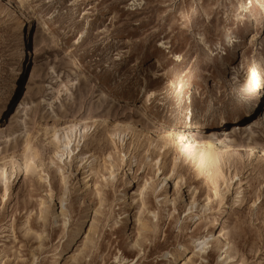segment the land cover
<instances>
[{
  "label": "rangeland",
  "instance_id": "1",
  "mask_svg": "<svg viewBox=\"0 0 264 264\" xmlns=\"http://www.w3.org/2000/svg\"><path fill=\"white\" fill-rule=\"evenodd\" d=\"M26 2L44 34L30 55L24 27L38 72L0 112V264H264V91L244 101L264 68V0ZM15 4L0 0V101ZM227 97L215 128L205 108ZM72 125L68 153L53 132ZM213 127L234 147L223 162H173L151 133L200 141Z\"/></svg>",
  "mask_w": 264,
  "mask_h": 264
},
{
  "label": "bare ground",
  "instance_id": "2",
  "mask_svg": "<svg viewBox=\"0 0 264 264\" xmlns=\"http://www.w3.org/2000/svg\"><path fill=\"white\" fill-rule=\"evenodd\" d=\"M26 3H27L26 0H16V4H15L16 15H18V18L16 19V28H17L16 30L21 34V42H20L19 48L17 49L18 53H17L16 67L13 69L10 82H8L4 87L3 97L0 101V112L3 109H7V106L11 103L12 93L17 92L19 82L21 81L20 79H22L23 73H25V77H23L24 79L21 84V90L27 91L30 89V86L32 85L35 79V76L38 72V68H37V65L35 64V61H32V63H30L28 66L25 64L26 60H24V38L22 37V34L24 33V36H25L24 27H27L25 38H26V42H29L30 44H32V49L30 48V55L32 54L33 56H36L38 38L42 34H44V30H43V26L42 25L40 26L38 24L34 26L35 27L34 29H31V24L35 21V16H33L31 13H28V10L30 8L27 7ZM263 85H264V68L260 74L259 81L255 83V93L254 94L251 93V95H249L247 99H244L245 103L249 101H253L252 103L254 105L255 103L254 100H256L257 98H258L257 103H259L260 102L259 93L261 91H264V87H262ZM228 101H229V98L227 97L225 100H223V102L218 104L216 107H214L213 104H209L205 108V111L207 113L212 114L211 124L216 125L215 128H217L219 124L224 125L225 120L227 119V118L225 119L224 116L222 115L223 114L222 111L225 105L228 103ZM241 102H243V100L238 103V106H237L238 109L232 112L230 118L233 119L234 117L239 116L242 111H244L245 108L243 104H241ZM249 108H250V104L246 106V109H249ZM22 109H23V102L20 98H18L15 101V104L10 114L8 115V118H9L8 121L6 119L8 124L11 125L15 121L18 120V117ZM244 112L248 113L249 111L245 110ZM245 117H248V116H245ZM215 128L213 127V129L210 130L207 134H205V136H203L200 141H195V140L193 141L186 135L172 134L169 132L152 131L151 133L158 140H161L163 142L160 148H168V149L173 150L174 152L173 158H172L173 162L180 161L182 158L183 160H185L189 156L191 159H194L197 156L196 158L198 159L202 157L207 160L223 162L225 158L228 157V155H230V152L234 149V147L225 143L227 138H224L223 140H219L217 132H216L217 130ZM123 129H125V126L118 125V127H116V132L113 135L114 138H116L121 144L123 143V139L125 137L124 135L125 133ZM76 132H77L76 126L72 125L67 128H62L60 130H54L53 138L57 141V143L61 144L64 151H68L69 153L71 152L70 145H71L72 139ZM259 148H260L259 154L262 157H264V146H261ZM85 163L87 164L89 176L95 175V172L92 171L93 170L92 165L87 162ZM4 174H5L4 168L0 166V176L2 177L4 176ZM142 192L143 190H140L138 192V196H142ZM124 197H126V195H124ZM126 203H127V208L129 209L131 206V202L130 203L126 202ZM193 205L194 203L191 202L190 206H193ZM125 218L127 220H130L128 212H126ZM221 237H222L221 233L218 232L217 238H221ZM207 239L209 238L202 237V238H197L194 240V243L197 245L196 247L197 251L195 252L194 255L199 256L205 253V250L208 244ZM223 247H224L223 254L226 256L227 260L231 261L232 258L228 255V250H229L228 243H224Z\"/></svg>",
  "mask_w": 264,
  "mask_h": 264
}]
</instances>
